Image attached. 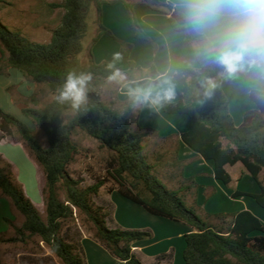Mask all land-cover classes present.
<instances>
[{
    "label": "trees",
    "instance_id": "1",
    "mask_svg": "<svg viewBox=\"0 0 264 264\" xmlns=\"http://www.w3.org/2000/svg\"><path fill=\"white\" fill-rule=\"evenodd\" d=\"M118 2L126 5L139 39H145L146 35L134 12L137 4L169 15L172 28L185 34L197 68L176 70L173 83L178 100L164 103L162 110L165 114L188 117L189 128L181 134V140L213 164L214 177L223 185L230 187L233 182L227 168L242 164L260 192L235 191L233 197L250 196L264 209V181L261 177L264 172V91L253 90L250 93L255 108L247 111L242 125L237 126L222 86L226 77L219 75L221 69L218 66L197 55L205 36L180 25L172 15L183 17V14L172 5L161 0H64L55 5L63 8L65 14L49 43L32 42L0 21V71L18 69L37 86H46L53 96L50 102L39 107L41 101L35 94L23 110L25 116L31 118L36 128L44 133L47 147L24 122L0 108V131L13 138L19 135V140L42 170L45 180L42 196L46 219L17 180L14 166L0 154L1 195L24 217L23 225L16 228L20 240L25 242L38 237L63 264H86L80 245L63 235L65 225L78 215L88 226L89 236L114 258L125 264H144L135 254L133 246L150 239L152 234L109 228L110 209L95 202V198L111 183L108 194L116 191L148 213L184 223L192 229L185 237V264H264V224L259 218L250 211L205 212L201 217L194 209L188 208L179 193L187 195L194 192L195 195L199 184L195 177L186 178L183 175L186 162L179 159V142L170 143L173 148L170 162H167L172 172L169 179L172 183L179 182L178 189L171 190L155 174H158L161 162L160 158L151 162V152L147 150L148 130L140 127L136 130L134 127L143 101H120L117 97L119 84L114 93L103 99L101 93L105 87L117 81L108 80L114 68H109L108 63H96L92 49L103 35L113 37L103 25L102 8ZM93 8L98 14L94 21L97 32L86 46ZM132 50V43L121 42V56L129 64V70L123 72L125 80L157 78L159 74L154 65L146 71L130 60ZM84 52H87L86 64L81 59ZM70 70L77 74H92L87 101L79 110H73L68 104H59L54 99ZM207 78L214 79L217 84L210 96H205L206 88L202 87ZM79 132L97 141L100 149L112 153L106 163L105 176L97 177L89 187H82L83 181L73 178L69 172V167L79 155L74 140V135ZM166 140L161 139V142L168 143ZM196 203L194 200L192 205ZM8 222L14 226L11 220ZM16 240L0 237V244Z\"/></svg>",
    "mask_w": 264,
    "mask_h": 264
},
{
    "label": "crops",
    "instance_id": "2",
    "mask_svg": "<svg viewBox=\"0 0 264 264\" xmlns=\"http://www.w3.org/2000/svg\"><path fill=\"white\" fill-rule=\"evenodd\" d=\"M161 2L172 5L183 14L182 0H161ZM134 12L137 20L142 23L141 25H143L144 30L149 28L155 34L156 38L153 39L160 49L155 51V54H152V51L145 47L138 48L141 41L135 36L130 15L124 3L118 2L114 5L103 6V25L113 35L119 36L121 41L134 45L131 57L137 66L147 71L154 65L159 76L155 79L144 78L135 81H120L116 83V85H120L117 97L122 102L132 99H141L143 101L141 111L136 116L137 124H134L136 130L140 128L148 130L149 136H154L159 141L161 139H168L166 141L169 144L174 141L179 142V159L186 162L183 175L186 178L195 177L196 182L199 184L196 194L194 195V192L187 194L185 195V199H187L188 195H191L193 196V201L195 200L196 202H201L202 200H207L208 202L219 201L218 196H222V193L226 192L227 195H230L233 192L228 193L223 183L216 180L213 164L203 159L181 140V134L187 132L189 128L188 117L185 115L165 114L162 110L164 103H174L178 100V94L173 83V76L176 70L179 68H197L192 47L183 32L175 31L172 28L169 22V15L154 11L148 6L141 4L134 7ZM226 23L227 21H223L219 28L213 29L207 34L213 35L215 33L218 35ZM119 27L123 30L125 36L117 32ZM112 42L109 35H103L98 40L92 49L95 62L98 64H113L114 69L119 68L121 72L128 71V67L123 59H114V53H120V46L116 44L112 45V49L110 48L109 50L108 47H110L109 45ZM222 86L229 100L235 124L240 126L243 123L244 114L255 108L250 99V93L253 90L264 91V78H261L259 73L254 69H245L234 78H225ZM169 89L173 92L171 99L166 98L165 95ZM233 107H237L236 110ZM8 147L21 149L26 158L30 160L34 167L37 190L41 195L40 201L42 200L43 202L42 189L45 183L44 179L42 181V173H40L39 167L27 152L23 142L8 138L1 140L0 154L14 166L17 180L23 185L27 196L39 209L40 203L36 202L38 198L30 194L28 186L23 183L18 166L11 161L9 152L6 150ZM230 168H227L228 172ZM205 173H208L209 178L203 176ZM251 182L249 179L240 180L235 186V191L253 194L259 193L260 189L258 185ZM232 194L230 195L231 197H233ZM244 197L246 198V196L233 197V201L236 204L242 202L244 206L236 207L232 212L250 211L264 224V212L260 209L261 207L247 202ZM95 202L97 203L96 198ZM109 203L111 205V216L108 220L109 228L112 229L111 225H114L116 228L148 231L152 234L150 239L138 242L133 246L135 254L144 264H185V237L188 233L192 232V229L188 225L154 216L116 191L113 194H109ZM215 206L212 205L213 208L209 213L221 212ZM17 213L18 211L13 208L11 202L7 198L2 197L0 192V237H4L10 231V228L14 227L10 226L8 221L11 217L16 216ZM29 240L31 239H28V242ZM70 240L72 241V238ZM40 242L43 243L42 241ZM77 244L83 245L81 250L85 253L84 256L88 258V264H90V255L92 257L93 255H98L108 262L109 260L113 261V256L89 235L83 234ZM120 263L125 264L121 261Z\"/></svg>",
    "mask_w": 264,
    "mask_h": 264
},
{
    "label": "rangeland",
    "instance_id": "3",
    "mask_svg": "<svg viewBox=\"0 0 264 264\" xmlns=\"http://www.w3.org/2000/svg\"><path fill=\"white\" fill-rule=\"evenodd\" d=\"M63 1L64 0H0V21L11 31L20 34L22 37L32 42L49 43L51 41L53 31L59 28L61 20L65 14L63 8L56 7L55 5H59ZM97 16V11L95 8H93L90 21L91 29L85 41L86 46L89 45L91 38L97 32V25L94 24ZM141 24L142 23L139 22L141 30L146 34L145 39L137 38V32L133 28L136 38L141 41V44L138 48L145 47L146 49L152 51V54H155V51L159 49L157 43L153 39L156 38L154 36L155 34L152 33L149 28L144 30L143 25ZM118 29L119 30L117 32L120 35L125 36L123 30L120 27ZM119 38V36H111V40L113 42L109 45V50L110 48L112 49V45L116 44L120 46L121 52L122 41ZM81 59L85 64L87 63V52L83 53ZM121 59H123V61L126 63L129 70L128 61L122 58V56ZM130 60L133 61V58L130 57ZM1 65L2 64L0 62V66ZM119 82H112L108 84L107 87H105V89L101 93L104 100L107 96H109V94H111L112 92L114 93L117 87L116 83ZM35 94H37L41 101V105L39 107L44 106L53 98L52 94L46 86H37L34 82L24 76V74L18 69L9 68L3 72L0 71L1 110L4 113L10 114L20 121L24 122L28 126V128L37 135L43 146L47 147L48 144L44 133L40 132L36 128L34 121L31 118L25 116L23 112V110L29 105V99ZM233 108L234 110H236L237 107ZM15 136L16 137L13 138L5 135L2 131H0L1 139L8 138L10 140H19V135L16 134ZM74 140L78 145L79 155L77 156L76 161L69 167V172L73 178L83 181L81 184L82 187L92 186L96 182L95 180L97 177L105 176L106 163L110 159L112 153L108 150L100 149L97 141L87 137L82 132L75 134ZM148 143L149 145L147 150L149 153L151 152V162L154 163L156 161L155 158H160L162 166L158 167V174L155 173L156 176L169 189H178L179 182L176 181L172 183L169 179V175L172 172L167 163L170 162L172 155L171 149L173 148V146L169 143H164L156 140L154 136L148 137ZM6 150L9 152L8 154L11 161L18 166L22 176V181L26 184V186H28L30 194H32L35 198H38L36 202L38 204L40 203L39 209L43 214V217L46 219V207L44 202H42V200L40 201L41 195L37 190L34 167L32 166L30 160L26 158V155L19 148L8 147L6 148ZM162 150L164 151L162 152ZM27 152L29 153L28 149ZM161 155H163L164 157H161ZM38 169L40 173H42V170L40 168ZM14 172L16 175L15 169ZM229 173L233 178V183L230 187L224 185L228 193L235 192V186L240 180L249 179L252 181V184H256L252 177L245 171V168L242 164H237L236 166L231 167L229 169ZM41 175L43 181V173ZM203 176L209 178L208 173H205ZM261 177L264 181V172ZM111 186L112 184L108 183L104 190H102L100 196L96 198L97 203L102 204L109 209H111V205L109 203V194L107 191ZM179 194L184 199L185 205L188 208L194 209L201 217L205 212H211L210 210L213 208L212 205H216L215 208L217 210L226 213H233L232 210L236 207L244 206L242 202H238L239 204H236L233 201V197L230 196L232 193L230 195H227L226 192L222 193V196H218L220 200L216 202H208L207 200H202L201 202H197L194 205H192L193 196L188 195L187 199H185L184 193ZM245 199L247 202L257 205L255 200L250 196H246ZM260 209L264 212V209ZM14 217H11L10 219L13 222L14 227L10 228V231L4 235V238L7 240H17L0 244V258L2 264H63L62 260L54 253H52V251L46 244L40 242V238L35 237L29 240V242L28 240L27 242H22L20 240V236L16 232V228L23 225L24 217L19 212ZM111 227L112 229L116 228L114 225H111ZM83 234L89 235L90 231L88 229V226L81 221L78 215L76 216V219L74 221L67 223L63 229V235H65L69 240L72 238L71 242L77 243L83 236ZM80 247L82 248L83 245H81ZM84 259L85 263L88 264V258L84 256ZM112 259L115 262H113L112 260H109L108 262L106 261V259L104 260L103 257H99L98 255H93V257L92 255H90V264H121L120 260H117L114 257Z\"/></svg>",
    "mask_w": 264,
    "mask_h": 264
},
{
    "label": "clouds",
    "instance_id": "4",
    "mask_svg": "<svg viewBox=\"0 0 264 264\" xmlns=\"http://www.w3.org/2000/svg\"><path fill=\"white\" fill-rule=\"evenodd\" d=\"M182 6L186 22L183 27L205 36L197 55L218 66L221 77L234 78L245 69H254L264 78V0H182ZM223 21L227 23L218 35L207 34L219 28ZM120 58L119 52L114 53L115 60ZM108 67L114 68V65ZM125 79L119 68L108 77L110 82ZM91 80V73L68 71L54 99L79 110L87 101ZM202 87L206 88L205 96H210L217 84L214 79L207 78ZM165 95L171 99L172 90Z\"/></svg>",
    "mask_w": 264,
    "mask_h": 264
},
{
    "label": "water",
    "instance_id": "5",
    "mask_svg": "<svg viewBox=\"0 0 264 264\" xmlns=\"http://www.w3.org/2000/svg\"><path fill=\"white\" fill-rule=\"evenodd\" d=\"M175 19H176V21L180 24V25H185V20H184V18L183 17H181V16H178V15H172Z\"/></svg>",
    "mask_w": 264,
    "mask_h": 264
}]
</instances>
